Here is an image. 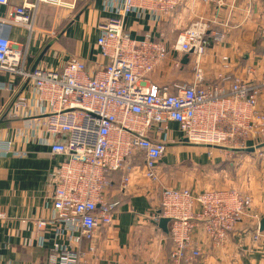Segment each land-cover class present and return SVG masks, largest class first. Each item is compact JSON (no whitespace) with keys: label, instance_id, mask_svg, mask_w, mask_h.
Segmentation results:
<instances>
[{"label":"built area","instance_id":"built-area-1","mask_svg":"<svg viewBox=\"0 0 264 264\" xmlns=\"http://www.w3.org/2000/svg\"><path fill=\"white\" fill-rule=\"evenodd\" d=\"M185 1L106 0L110 15L99 23L97 39L105 63L92 73L77 56H70L61 69L36 65L27 70V47L0 35V70L21 75L26 83L13 95L8 115L33 116L30 99L41 104L36 118L41 125L39 138L51 146L54 156L63 157L51 196L55 215L36 221L43 233L49 227L54 231L50 264H89L97 250L98 231L111 227L120 206L113 193L114 172L122 174L121 193L129 190L140 166L152 186L159 187L157 165L175 142L172 123L189 143L220 146L230 153L264 142V67L245 59L233 66L224 55L221 72L208 80L202 59L212 41L226 38L214 21L197 17L180 31L173 30V41L166 34L158 40L134 38L126 28L129 13L149 16L162 25ZM42 2L54 7L65 4L64 0H20L0 25L22 27L31 34ZM217 4L221 6L222 0ZM258 42L259 59L264 61V26L258 29ZM180 55L194 61L193 81L150 82L168 59L180 67ZM7 87L12 90V83ZM154 127L160 133L157 140L150 135ZM11 147V141L0 139V150ZM160 189V210L154 219L169 218L172 264L201 255L192 236L196 227L220 245L247 217L255 226L253 238L263 236L261 215L253 212V198L245 191Z\"/></svg>","mask_w":264,"mask_h":264},{"label":"crops","instance_id":"crops-1","mask_svg":"<svg viewBox=\"0 0 264 264\" xmlns=\"http://www.w3.org/2000/svg\"><path fill=\"white\" fill-rule=\"evenodd\" d=\"M59 7L40 3L34 22V30L15 25H0V35L18 41L27 47L25 68L36 65L61 69L70 56L85 61L89 73L103 66L105 60L99 54L98 25L110 13L106 0H64ZM218 6L201 0H186L166 22L160 25L149 16L138 17L134 12L125 17V25L134 38L159 39L169 35L174 40L173 30L180 31L193 19L203 17L215 22V28L225 32L222 42L212 41L202 59L208 80H214L222 70V57L229 56L235 66L242 59L259 63L261 46L258 29L264 26V0H222ZM20 0L10 5L0 4V19ZM180 67L172 58L164 62L150 76V82L163 85L172 81L191 82L194 79V61L183 62ZM12 83V90L7 85ZM21 75L0 70V139L12 142L10 151L0 150V264H50L54 231L49 227L45 233L38 229V219H51L55 215L51 196L58 163L63 157L54 156L51 146L43 143L41 125L36 118L41 115V104L30 99L33 116L11 117L7 109L16 92L25 88ZM40 126V127H39ZM174 143L168 145L167 153L157 165L160 174L159 187L154 188L146 179L143 169L135 168L132 182L126 194L119 191L120 181L114 185V197L120 201L114 222L108 229H100L96 235V253L89 257V264H172L171 244L168 241L170 223L165 231L160 220L154 216L160 210V188L223 189L237 188L253 198V212L264 217V142L256 147L235 151L252 172L250 187L224 186L215 172L214 163L226 155L219 147L189 143L176 123L171 124ZM154 140L160 138L157 127L150 133ZM252 145V143H250ZM224 186V187H223ZM255 226L250 218H244L237 229L220 245L214 244L201 227H196L192 236L201 250L195 259L183 258L179 264H264V231L255 240ZM45 243L42 245V240ZM84 246L87 243L83 244Z\"/></svg>","mask_w":264,"mask_h":264},{"label":"rangeland","instance_id":"rangeland-1","mask_svg":"<svg viewBox=\"0 0 264 264\" xmlns=\"http://www.w3.org/2000/svg\"><path fill=\"white\" fill-rule=\"evenodd\" d=\"M259 164H264V157ZM213 165L215 167V172L219 173L220 181L224 186L236 187L234 184H237L238 182L242 184L244 190L246 189L245 187H250L249 184L252 179L251 171L259 173L261 170L260 165L256 168H250L249 161L246 162L242 156H238L235 153L230 152H227L220 162L214 163Z\"/></svg>","mask_w":264,"mask_h":264},{"label":"water","instance_id":"water-1","mask_svg":"<svg viewBox=\"0 0 264 264\" xmlns=\"http://www.w3.org/2000/svg\"><path fill=\"white\" fill-rule=\"evenodd\" d=\"M189 60L188 58V55H185L184 59H183V62H187ZM213 147H219V148H222L220 146H213ZM168 222H169V218H166V217H163L160 219V226L165 230L167 231L168 230ZM260 230L261 231H264V217L261 219V222H260Z\"/></svg>","mask_w":264,"mask_h":264},{"label":"trees","instance_id":"trees-1","mask_svg":"<svg viewBox=\"0 0 264 264\" xmlns=\"http://www.w3.org/2000/svg\"><path fill=\"white\" fill-rule=\"evenodd\" d=\"M121 176H122V174L120 172H114L113 173L112 179L114 181V185H116L115 183H117L119 180H121ZM113 188H115V187L113 186Z\"/></svg>","mask_w":264,"mask_h":264}]
</instances>
